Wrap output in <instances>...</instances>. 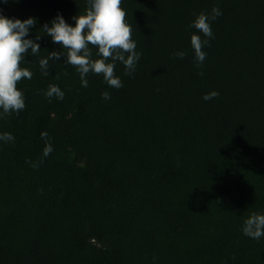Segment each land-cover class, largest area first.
<instances>
[{
  "label": "trees",
  "instance_id": "trees-1",
  "mask_svg": "<svg viewBox=\"0 0 264 264\" xmlns=\"http://www.w3.org/2000/svg\"><path fill=\"white\" fill-rule=\"evenodd\" d=\"M87 6V0H0V14L6 18L21 21L35 18L36 25L29 30L26 39H32L40 45L39 54L32 55L29 49L21 65L27 67L33 75L30 80L23 79L18 83L19 90L24 91L25 108L9 115L11 127H15L12 117H20L25 113L28 92L33 81L36 82L33 79L35 75L47 77L46 81L61 90L65 87L66 77L72 82H81L76 68L67 64L66 56L63 55L59 60H49L47 76L39 70H33L32 66L47 58L48 53L64 52L42 30L43 26H51V21L60 15L74 27L72 17L84 14ZM122 7L132 27L136 52L141 54L135 71L125 75L124 65L116 62L115 74L123 85L119 89L110 87L102 75L89 73L86 77L88 81L100 85L98 89L110 94L108 101H117L125 106L123 110H116V113L140 123V133L149 131L150 135L157 130L161 132L165 122L173 121L176 124L174 138H180L184 131L192 133L193 123L199 119L208 130L210 145L219 144L216 130L226 131L224 142L236 141L240 133L247 135L248 125H253L251 134L264 142V0H122ZM213 8H218L222 14L210 21L213 36L207 38L190 25L202 12L211 17ZM193 34L208 40L203 48L206 59L199 67L190 42ZM36 36L41 38L36 40ZM92 51L93 58H99L96 56L97 50L93 48ZM178 52H184V58H179L176 55ZM53 64L60 66L53 70ZM212 91L219 95L205 101L203 96ZM79 97L82 101L103 99L102 92H87ZM131 101L138 102L130 105ZM172 103L177 107L175 110L171 108ZM108 114L107 110L106 116L96 117L86 113L83 107H78L71 119L60 121V128L55 130L56 143L53 145L58 144L56 148L61 150L66 160L54 162L58 172L54 174L53 184L48 183L47 178L41 174L46 172L51 159L43 155L46 141L41 138L40 129H35L26 145H22L18 136L14 137L13 146L0 144V159L36 175L41 190H33L32 185L27 196L28 200L39 199L36 210L40 214L33 228L21 230V235L24 234L29 243H19L16 247L6 243L0 247V264H74L73 257L67 255L68 251L74 249L81 253L82 250H76L81 246L78 237L71 231L73 217L62 212L50 217L48 205H44L50 195H53L50 197L52 201L58 198L61 188L67 184L62 173H93L103 190L112 191L118 196L125 192L131 194L130 183L140 178V211L134 210L136 215H140V222L134 220L125 223L117 232L112 230L108 237L113 240L114 249L103 253L93 264H121L119 255L124 252L123 242L135 236L139 226L140 258L148 263L151 256H155L167 244L168 236L174 234L158 225L157 218H179L181 212L190 218L194 216L195 210L207 209L206 202H213L208 192L214 182L176 173L174 167L178 156L171 148L163 150L156 158L144 157L140 162L132 160L134 151L124 145L125 141L116 140V132L107 119ZM138 115L140 122L136 119ZM224 116L231 117L227 127L221 121ZM90 124L94 125V130L87 138L89 146L86 157L80 160L79 154L66 147L65 143L75 140L80 130ZM116 151L123 153L119 159L114 156ZM98 155H101L102 160L98 161ZM33 164L37 166L33 167ZM249 178V174L244 171L233 177L232 182ZM18 180L21 184L23 177ZM89 184L92 185L90 182L84 183V187ZM51 187L54 190H49ZM196 192H201L202 197L197 198ZM214 204L217 212L225 215L224 205L219 201ZM87 212L90 222L88 229L95 231V221L99 214L92 205ZM102 215H109L106 208H103ZM46 217H49L48 223L44 222ZM14 232L13 228H8L9 234ZM151 243L156 245H149ZM167 251L174 256L172 248ZM215 255L227 256L228 253L220 248ZM166 264L199 263L194 257Z\"/></svg>",
  "mask_w": 264,
  "mask_h": 264
},
{
  "label": "rangeland",
  "instance_id": "rangeland-1",
  "mask_svg": "<svg viewBox=\"0 0 264 264\" xmlns=\"http://www.w3.org/2000/svg\"><path fill=\"white\" fill-rule=\"evenodd\" d=\"M35 65L32 66L33 70L43 73L40 65L36 63ZM53 65H51L53 70L60 66ZM33 79L36 82L33 81V86L28 92L25 113L20 117H12V120H15V127L10 126V116L0 118V135L10 133L14 137L18 136L24 143L22 145H26L36 128L40 129L41 133L47 132L48 139L43 140L46 141L45 144L51 143L53 151L45 157L51 161L46 172L41 174L47 178L48 183L55 182L54 174L58 172L54 162L66 160L61 150L56 148L58 144L54 146L55 130L60 128L61 120L71 119L78 107H83L86 113L96 117L106 116L108 110L107 119L113 125L116 140L125 141L124 145L134 151L132 160L140 162L144 157L156 158L163 150L171 148L178 156V162L174 167L176 173L196 180L210 179L214 182L208 192L213 197V202L210 204L206 202L207 209L195 210L194 216L190 218L184 215V212H181L182 217L179 218H157L158 225L174 234L168 236L167 244H164L155 256H151L148 263L140 258V226L137 227L136 235L123 242L124 252L119 255L121 264H166L187 261L194 257L199 264H264V236L256 240L243 234L244 221L252 213L264 215V142L251 134L253 125H248L247 135L240 133L238 140L229 142L223 140L226 131L216 130L215 134L219 139L217 145H210L207 138L208 130L199 119L193 123L192 133L184 131L180 138L176 139L173 134L176 124L173 121L165 122L161 132L157 130L153 135H150L149 131L140 133V123L125 119L122 114L115 112L123 110L125 108L123 104L105 99L82 101L79 96L84 93L105 92L98 89L101 86L95 82L88 81V86L82 87L81 82H72L66 77L65 87L61 90L64 92V98L60 100L55 96L46 97L48 86L52 84L46 81L47 77L35 75ZM171 108L175 110L177 107L172 103ZM136 119L140 122V115ZM221 121L227 127L231 117L224 116ZM189 128L190 125L187 130ZM232 128L234 129V127L229 129ZM93 130L94 125H87L80 130V135L75 140L65 143L66 147L79 154L80 160L86 157V149L89 146L87 138L91 136ZM234 130L243 132L239 129ZM92 135L94 137V134ZM0 144L13 146L14 141L0 140ZM120 154L123 153L116 151L114 154L118 157L116 159H119ZM100 160L101 155H98V161ZM244 171L250 178L239 179L233 183L232 178ZM62 175L67 184L61 188L58 198L52 201L50 197L53 195H50L47 201H44V205H48L47 212L50 217L58 212L73 217L71 231L78 237L82 248L76 249L82 250L81 253L74 249L68 251L67 255L73 257V263L93 264L103 253L114 249V242L108 237L112 230L119 231L127 222L134 220L140 222V215L134 213V210L140 211V178L137 177L130 183L131 194L125 192L126 194L118 196L112 191L103 190L93 173L76 172ZM20 177H23L21 184L18 180ZM86 182L92 185L84 187ZM32 185L33 190L38 188L41 191L36 175L21 166L0 159V247H4L6 243L11 247L23 242L29 243L24 234L21 235V230L33 228V223L40 219V214L36 210L39 199H27ZM49 190H54V187ZM44 191L46 192L45 189ZM195 194L197 198L202 197L201 192ZM218 201L224 205L225 215L217 212L214 203ZM90 205L99 214L95 221L97 226L95 231L88 229L90 222L87 219V211ZM103 208L108 210V216L102 215ZM48 221L49 217H46L44 222ZM8 228H13L15 232L9 234ZM143 242L142 240L141 243ZM170 248L174 250V256L167 251ZM220 248L228 255H215Z\"/></svg>",
  "mask_w": 264,
  "mask_h": 264
},
{
  "label": "clouds",
  "instance_id": "clouds-1",
  "mask_svg": "<svg viewBox=\"0 0 264 264\" xmlns=\"http://www.w3.org/2000/svg\"><path fill=\"white\" fill-rule=\"evenodd\" d=\"M87 2L88 6L84 14L72 17L75 21L74 27L66 23L60 15L51 21V26L48 24L43 26L42 30L51 37L53 43L60 45L64 52L48 53L47 58L39 61L40 68L45 76L49 75L47 71L49 60H59L63 55L66 56V63L76 68L82 87L88 86L86 77L89 73H93L102 75L110 87L119 89L123 85L115 74L116 62L124 65L125 75H131L141 55L136 52L137 44L132 39V27L127 22V13L122 7V0H87ZM221 14L218 8L212 9L211 17L202 12L190 27L195 28L204 37L212 38L210 21ZM35 25V18L21 21L0 14V109H2L0 118H6L13 112L19 113L25 108L24 93L19 90L18 83L23 79L30 80L33 75L27 67L21 66L29 49L32 55L40 52L38 43L26 39L29 30ZM40 38L36 36V40ZM190 42L197 66H202L206 59L203 48L208 44V40L193 34ZM93 48L97 50L96 56L99 58H93ZM176 55L182 59L185 53L178 52ZM45 95L48 98L55 96L60 100L64 98V92L52 84L48 86ZM218 95V92L212 91L205 94L203 99L209 101ZM102 98L108 100L110 94L104 92ZM41 138L47 140V132H42ZM14 139L10 133L0 135V140L4 142H12ZM52 151L51 143L46 144L43 150L44 157L49 156ZM36 166L33 164V167ZM243 234L256 240L264 236V215L252 213L244 221Z\"/></svg>",
  "mask_w": 264,
  "mask_h": 264
}]
</instances>
